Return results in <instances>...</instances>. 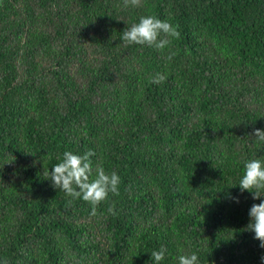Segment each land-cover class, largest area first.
I'll use <instances>...</instances> for the list:
<instances>
[{
  "label": "trees",
  "instance_id": "16d2710c",
  "mask_svg": "<svg viewBox=\"0 0 264 264\" xmlns=\"http://www.w3.org/2000/svg\"><path fill=\"white\" fill-rule=\"evenodd\" d=\"M148 15L179 26L170 48L122 40ZM256 129L264 0H0V264H264V197L238 185ZM88 150L121 178L96 215L48 175Z\"/></svg>",
  "mask_w": 264,
  "mask_h": 264
},
{
  "label": "clouds",
  "instance_id": "9594fccd",
  "mask_svg": "<svg viewBox=\"0 0 264 264\" xmlns=\"http://www.w3.org/2000/svg\"><path fill=\"white\" fill-rule=\"evenodd\" d=\"M124 7L140 8L144 6V0H123ZM179 26L173 25L167 20H161L156 16H141L138 23L132 24L123 31L122 40L128 44L147 45L158 51H164L170 48L174 39L180 38ZM169 55V59H171ZM164 74L157 73L150 77V83L160 84L166 81ZM253 135L264 142V130L256 129ZM96 153L88 150L83 155L73 154L71 151H65L61 162L57 163L50 171L49 179L52 186L64 191L65 194L73 200L82 198L83 201L90 204L91 215H96L97 207L101 203L108 201L109 194L118 196L121 183L120 176L115 172L108 173L105 169L97 165L93 168V162L90 157ZM244 174L239 182L241 193L248 191L252 193L254 200L264 197V161L252 159L244 165ZM95 176L93 177V173ZM239 203V198H233ZM108 212L117 215L115 204L108 207ZM250 223L246 230L254 232V239L260 242V247L264 248V200L259 204H253L249 210ZM166 249L161 248L158 251L151 252L154 264H161L165 259ZM178 264H199L198 256L179 255ZM264 262V256L261 257ZM6 264V262H5Z\"/></svg>",
  "mask_w": 264,
  "mask_h": 264
}]
</instances>
